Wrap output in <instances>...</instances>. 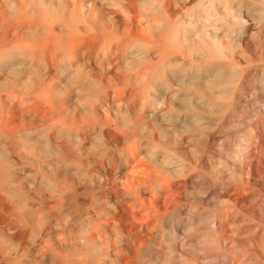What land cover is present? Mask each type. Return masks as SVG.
<instances>
[{"label":"clouds","instance_id":"1","mask_svg":"<svg viewBox=\"0 0 264 264\" xmlns=\"http://www.w3.org/2000/svg\"><path fill=\"white\" fill-rule=\"evenodd\" d=\"M97 3L114 7L0 0V264H256L221 240L214 207L246 176V141L232 140L217 159L208 116L218 102L190 128L164 105L213 92L218 62H230L245 35L244 13L256 10L264 24V0H221L222 28L202 27L190 11L171 20L167 0H119L141 16L143 37L112 15L98 21ZM185 136L201 142L189 147ZM171 192L180 206L149 236L129 209L163 207Z\"/></svg>","mask_w":264,"mask_h":264},{"label":"rangeland","instance_id":"2","mask_svg":"<svg viewBox=\"0 0 264 264\" xmlns=\"http://www.w3.org/2000/svg\"><path fill=\"white\" fill-rule=\"evenodd\" d=\"M209 1L185 0L180 8H176L170 0L171 6L168 10L171 13L170 19L174 21L178 15L190 11L202 27L207 26L205 21H210L216 27L222 28V25L216 23L218 19L226 16V9L221 6V0H214L217 3L216 17L208 19L198 17L202 2ZM142 2L147 5L151 0ZM113 5L114 7L108 8L97 3L96 8L99 9L96 13L97 20L106 21L108 16L112 15L117 23L132 24L144 35L141 16L138 13L130 16L128 7L120 5L119 0H113ZM255 11L253 10L251 17L247 11L244 13V18L249 20V24L239 47L233 45L235 51L231 61L218 62L219 75L209 82L213 92L197 94L199 91L197 90L181 94L177 101H165L164 111L168 108L175 109V113L169 114L170 119L176 114L183 113L180 118L184 119L186 126L190 128L204 105L215 99L218 103L208 116V123L214 129L211 132L212 139L219 140L217 159L226 158L225 153L232 140L241 138L246 141L248 145V163L244 168L246 176L241 182H233L221 190L219 200L214 206L220 209L216 225L221 240L228 241V248L235 246L241 250V254L248 253L250 260L256 258V264H264V250L261 247V237H264V24L260 23L262 18L255 15ZM208 34L223 41L224 31L212 33L209 28ZM119 39V36L115 37V40ZM160 51L162 59H167L172 54L164 44H161ZM184 139L191 140L189 147L201 142L199 138L190 136H185ZM204 151L206 153V147ZM191 178L189 176L188 180ZM174 193V204L168 211L180 206L181 197L179 193ZM252 232L255 234L248 239L241 238Z\"/></svg>","mask_w":264,"mask_h":264},{"label":"bare ground","instance_id":"3","mask_svg":"<svg viewBox=\"0 0 264 264\" xmlns=\"http://www.w3.org/2000/svg\"><path fill=\"white\" fill-rule=\"evenodd\" d=\"M218 2V1H217ZM168 5H170V0H167ZM215 5H217L216 1L210 0L209 2H202L200 9L198 11V17L203 19H208L209 17H216ZM170 6L168 7L169 10ZM141 37L143 35L141 34ZM88 41H83L82 43H87ZM99 47V45H98ZM219 67V66H218ZM220 69V67H219ZM195 116V114L193 115ZM139 171L138 168L133 169V174H137ZM175 193L171 192L169 196V200L165 202L163 207H159L155 203H148L145 201L141 202L140 207L130 208L129 211L132 213V221L133 223L139 227L141 225L145 226L146 229L149 230V236L156 229V220L174 204ZM148 237L142 239L141 243H147Z\"/></svg>","mask_w":264,"mask_h":264}]
</instances>
